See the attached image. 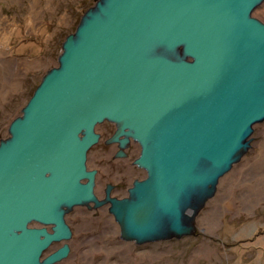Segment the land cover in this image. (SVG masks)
Returning a JSON list of instances; mask_svg holds the SVG:
<instances>
[{
  "label": "water",
  "instance_id": "95a60500",
  "mask_svg": "<svg viewBox=\"0 0 264 264\" xmlns=\"http://www.w3.org/2000/svg\"><path fill=\"white\" fill-rule=\"evenodd\" d=\"M263 2L94 0L0 139V264L64 259L76 207L107 205L135 245L195 235L264 122ZM104 122L117 157L139 147L145 175L123 198L99 200L87 169Z\"/></svg>",
  "mask_w": 264,
  "mask_h": 264
},
{
  "label": "rangeland",
  "instance_id": "374dc122",
  "mask_svg": "<svg viewBox=\"0 0 264 264\" xmlns=\"http://www.w3.org/2000/svg\"><path fill=\"white\" fill-rule=\"evenodd\" d=\"M93 3L0 0V10L12 24L6 63L24 67L16 89L0 91V139L7 137L9 123L20 114L41 77L57 65L62 41ZM253 16L264 22V2ZM113 130L107 122L96 129L104 136ZM252 137L251 149L219 180L215 196L198 214L195 235L135 245L119 238L118 226L106 210L100 209L95 217L92 211L75 208L66 216L74 236L70 258L63 264H264V193L258 196L254 188L264 182V122L254 126ZM114 151V146L99 143L88 153V166L98 171L100 192L105 181L129 177L118 173L139 154L136 148L129 159L117 160ZM132 173L138 178L145 175L139 169Z\"/></svg>",
  "mask_w": 264,
  "mask_h": 264
},
{
  "label": "flooded vegetation",
  "instance_id": "af4514ba",
  "mask_svg": "<svg viewBox=\"0 0 264 264\" xmlns=\"http://www.w3.org/2000/svg\"><path fill=\"white\" fill-rule=\"evenodd\" d=\"M114 130H115V128H114ZM114 130H113V132L111 134H109L107 136H104V135H102L101 133L98 132L100 134V141L97 144L100 143L103 147L114 146L115 147V151L113 153V159H117V160H127V159L130 158V152L133 151L136 148H139V147H138V145L136 143H134L132 141L129 144V146H127L126 148L123 149L124 155L122 157H117L116 154L119 151L118 146L116 144H105L104 143V141L106 139H108L114 133ZM134 159L135 158H132V163L129 164V167L128 168L121 169L120 170V173H118V174H120V176H122V175L128 176V173H129L130 176L127 177V178H123L122 177L119 180H108V181H105L104 185L101 188V192L99 191L100 185L98 184V171L96 169H94V168H91L92 170H96L97 171V181H96L97 182V185L95 183V189H96V193H97L99 199H103L104 198L106 189L109 186H110V196L116 197V198H123V197H125L127 195V190L132 185V182L135 179H141V178L136 177L135 174L132 173L136 169H138L133 164ZM81 209H83L84 211H87V212L88 211L89 212L92 211V210H87V208H81ZM100 209H103V210H106L107 211V205H104V206L98 208L96 211H99ZM107 214L109 215L108 212H107ZM92 215L95 216V217H97L99 215V213L96 212V213H93ZM109 216L111 217V215H109ZM66 223H67V221H66ZM68 226H69V228H70V230L72 232L71 239L67 241V243L69 245V248H70V251H69V254L64 259H62V261H59L56 264H63V262H65L66 260H68L70 258V254L72 252V238L74 236V233H73V230H72L71 226L69 224H68ZM64 243H65V241H62L60 243H54V244H52L51 247H50V249L46 253H44V257L47 256V255H49L50 253L54 252L55 250H57ZM68 264H72V263H68Z\"/></svg>",
  "mask_w": 264,
  "mask_h": 264
},
{
  "label": "bare ground",
  "instance_id": "6f19581e",
  "mask_svg": "<svg viewBox=\"0 0 264 264\" xmlns=\"http://www.w3.org/2000/svg\"><path fill=\"white\" fill-rule=\"evenodd\" d=\"M3 1L15 2V0H3ZM49 3H50V1L47 2L46 8H48ZM11 27H12L11 22H9L7 20L6 16H4L0 10V91L4 92V93H7L8 89H13V90L16 89L17 84H18V74L20 73V71H22L24 69V67L22 65L14 64V63L13 64H7L6 63V60L8 62L7 51L9 49L8 41H9L10 34H11ZM1 101H3L2 96H0V102ZM99 141H100V138H99ZM90 150L91 149H89V151ZM89 151L87 152V157H88ZM86 164H87V162H86ZM87 169L92 170L91 167L88 166V164H87ZM239 173H240V171H239ZM96 181H97V171H96V175H95V183L97 185ZM250 184H253V183H250ZM255 187H257V193L256 194L258 196L260 194L264 193L263 192L264 191V182H261L260 185H258V186L255 185L254 188ZM94 193H95L96 197L99 199V197L96 193L95 187H94ZM99 200H101V199H99ZM228 204H229L228 208H232V203H228ZM92 205L93 204H91V206ZM76 208H85V207H76ZM97 209H87V210H92L93 213H96ZM50 247H51V245L42 253L40 260L42 258H44V253H46L50 249ZM60 261H62V260H60ZM56 263H53V264H56Z\"/></svg>",
  "mask_w": 264,
  "mask_h": 264
}]
</instances>
